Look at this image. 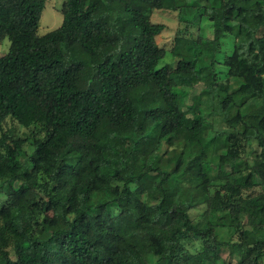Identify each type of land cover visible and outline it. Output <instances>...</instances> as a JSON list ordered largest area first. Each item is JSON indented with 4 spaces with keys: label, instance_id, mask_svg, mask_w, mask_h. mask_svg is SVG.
Here are the masks:
<instances>
[{
    "label": "trees",
    "instance_id": "16d2710c",
    "mask_svg": "<svg viewBox=\"0 0 264 264\" xmlns=\"http://www.w3.org/2000/svg\"><path fill=\"white\" fill-rule=\"evenodd\" d=\"M45 8L0 0V264H264V0ZM188 8L213 38L164 63L153 15Z\"/></svg>",
    "mask_w": 264,
    "mask_h": 264
},
{
    "label": "rangeland",
    "instance_id": "374dc122",
    "mask_svg": "<svg viewBox=\"0 0 264 264\" xmlns=\"http://www.w3.org/2000/svg\"><path fill=\"white\" fill-rule=\"evenodd\" d=\"M65 0H46V8L43 11L41 21H40V27H39V33L45 34L48 31H51L53 29L58 28L63 20V16L60 12V8ZM248 22L249 24L252 23V20L256 18V16H248ZM153 21L156 23H161L165 25V29L163 32L157 37V43L160 47L164 48L167 52V55L164 58V63H172L173 66L177 65V60H174L172 58L171 50L175 48L176 45V37L179 34V30L186 28V21H191L192 25L188 27L191 29L192 32H194V35L201 36L205 40L212 39L213 38V28L212 23L208 19V17L205 16H199L197 14V11L195 8H188L186 11V15L184 16L183 20L180 19L178 12H170V11H158L154 13L153 15ZM185 21V22H183ZM189 37V34L186 35ZM226 48L228 52L232 49V40L230 38L225 39ZM10 47V42L7 38L0 39V55H4L8 52ZM178 52L186 53L188 58L192 57V51L189 50L185 45H177L176 47ZM217 71L220 73V82H227V76L226 69L223 65L218 64L217 65ZM203 85L197 86L193 91L192 94H198L200 93L201 88ZM191 99H189L187 102H190ZM154 140L148 141V146L150 148L153 147ZM3 197L1 198V200ZM204 206H201L199 208H195L191 210V217L196 218L199 213L203 212ZM228 253H224V257H227ZM11 257L14 259V254L11 253Z\"/></svg>",
    "mask_w": 264,
    "mask_h": 264
}]
</instances>
